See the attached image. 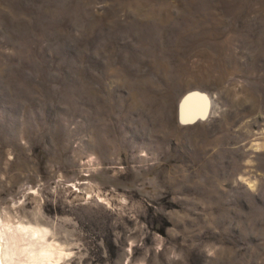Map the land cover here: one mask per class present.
Wrapping results in <instances>:
<instances>
[{
	"label": "rangeland",
	"instance_id": "obj_1",
	"mask_svg": "<svg viewBox=\"0 0 264 264\" xmlns=\"http://www.w3.org/2000/svg\"><path fill=\"white\" fill-rule=\"evenodd\" d=\"M0 242L264 264V0H0Z\"/></svg>",
	"mask_w": 264,
	"mask_h": 264
},
{
	"label": "bare ground",
	"instance_id": "obj_2",
	"mask_svg": "<svg viewBox=\"0 0 264 264\" xmlns=\"http://www.w3.org/2000/svg\"><path fill=\"white\" fill-rule=\"evenodd\" d=\"M203 101V100H202ZM208 106V105H207ZM180 107V111H179V118L180 121H193V119L195 117H203V106L201 105V97L199 95H195V94H190L188 95V97L185 98V100L183 101V103H181ZM198 118V119H199ZM196 119V118H195ZM24 229V228H23ZM32 229V228H31ZM7 230V229H6ZM26 230V229H25ZM30 230V229H28ZM28 230L27 234H28ZM3 233V232H2ZM1 233V234H2ZM9 233V232H7ZM32 233V235H36L38 234V231H32L30 232ZM25 234V233H24ZM26 234V235H27ZM5 236V234H3ZM25 235V236H26ZM8 237V236H7ZM10 237V236H9ZM12 240V239H10ZM9 240V241H10ZM37 240V239H36ZM13 241V240H12ZM10 241V242H12ZM17 241V240H16ZM39 241V240H38ZM5 242V241H4ZM40 242V241H39ZM1 243V242H0ZM16 244V243H15ZM41 245V244H40ZM2 246V245H1ZM18 247V246H17ZM43 247V246H42ZM15 250V249H14ZM17 250V248H16ZM23 249L21 250L22 253ZM33 252V251H32ZM51 253V252H50ZM47 250L41 248L36 250L35 252V260H37L39 263H43L44 261L47 260V258L51 257L50 254ZM1 255L3 256L2 259L0 260V264H13L11 261V252L9 249V243L4 244L3 245V251L1 252ZM33 258V256H32ZM15 259V258H14ZM13 259V260H14ZM46 259V260H45ZM32 261V260H31Z\"/></svg>",
	"mask_w": 264,
	"mask_h": 264
}]
</instances>
